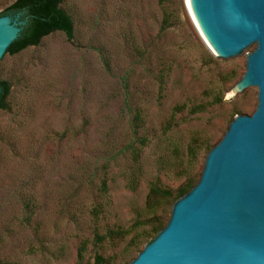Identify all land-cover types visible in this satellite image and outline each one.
<instances>
[{
  "label": "rangeland",
  "instance_id": "374dc122",
  "mask_svg": "<svg viewBox=\"0 0 264 264\" xmlns=\"http://www.w3.org/2000/svg\"><path fill=\"white\" fill-rule=\"evenodd\" d=\"M13 1L0 0V12ZM188 1L64 0L73 38L52 32L0 63L10 83L0 110V264H94L96 254L128 264L156 235L152 216L166 222L174 202L152 211L149 183L175 192L197 180L230 121L255 110L257 91L240 102L231 92L246 59L215 56ZM136 111L147 141L131 190ZM193 136L204 144L192 157Z\"/></svg>",
  "mask_w": 264,
  "mask_h": 264
},
{
  "label": "water",
  "instance_id": "95a60500",
  "mask_svg": "<svg viewBox=\"0 0 264 264\" xmlns=\"http://www.w3.org/2000/svg\"><path fill=\"white\" fill-rule=\"evenodd\" d=\"M190 2L213 54L246 59L231 92L240 102L257 91V104L230 121L198 181L128 264H264V0ZM23 23L19 13L0 15V63L24 40Z\"/></svg>",
  "mask_w": 264,
  "mask_h": 264
},
{
  "label": "trees",
  "instance_id": "16d2710c",
  "mask_svg": "<svg viewBox=\"0 0 264 264\" xmlns=\"http://www.w3.org/2000/svg\"><path fill=\"white\" fill-rule=\"evenodd\" d=\"M64 0H14L8 5L0 15H16L17 13L22 16L24 23L21 25L20 35L24 39L10 54H17L29 46L38 45L43 37L51 34L55 31L63 32L68 39L73 38L74 35V22L72 16L62 6ZM0 89L4 97L3 101H0V110L8 109L7 97L10 93V83L5 79H0ZM221 97H219V101ZM205 105H196L190 109L191 113H195L203 110ZM176 109H180L177 107ZM175 109V110H176ZM140 111H136L133 115L131 122V128L135 136V140L130 141L126 146L127 150L131 153L133 159V167L126 176V185L131 190H135L139 183V174L141 172V165L139 164V157L142 147L146 144L147 138L142 135H138L139 128L141 126ZM199 137L193 136L190 144L188 145V153L193 157L196 156L198 149L204 144L200 142ZM211 147L208 149V151ZM198 181L188 177L184 185L179 187L175 192L170 189L161 186L158 181H151L149 183V191L147 196V202L152 211L156 212V206L162 202H173L184 193H186L195 183ZM101 188L103 192H108L106 179H102ZM167 222V221H166ZM166 222H162L155 214L150 219L151 229L150 232L157 233ZM130 229L124 230L123 234H126ZM114 231H109L106 236H112ZM119 236H121L119 234ZM105 236L97 235L95 240H102ZM140 235L134 236L130 243L137 244ZM100 240V241H101ZM99 241V242H100ZM86 241L83 240L79 245L78 259L81 260L83 252L85 251ZM107 260L100 254H96L94 258V264H105Z\"/></svg>",
  "mask_w": 264,
  "mask_h": 264
},
{
  "label": "bare ground",
  "instance_id": "6f19581e",
  "mask_svg": "<svg viewBox=\"0 0 264 264\" xmlns=\"http://www.w3.org/2000/svg\"><path fill=\"white\" fill-rule=\"evenodd\" d=\"M187 6H188V9H189V11H190V14H191L192 19L194 20L195 24L197 25V27H198L199 30H200L199 22H198V20H197V18H196V15H195V13H194V11H193V9H192V6H191V2H190V0L187 2ZM200 32H201V30H200ZM201 33H202V32H201ZM202 35H203V33H202ZM203 38H204L206 44L209 45L211 48H213V47L211 46V44L209 43V41L206 39V37H205L204 35H203ZM213 49H214V48H213Z\"/></svg>",
  "mask_w": 264,
  "mask_h": 264
}]
</instances>
